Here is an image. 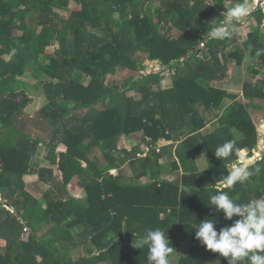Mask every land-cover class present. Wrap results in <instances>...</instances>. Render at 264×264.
Returning a JSON list of instances; mask_svg holds the SVG:
<instances>
[{"label": "trees", "instance_id": "obj_1", "mask_svg": "<svg viewBox=\"0 0 264 264\" xmlns=\"http://www.w3.org/2000/svg\"><path fill=\"white\" fill-rule=\"evenodd\" d=\"M71 1L0 0V264H148L147 248L132 243L155 227L176 251L188 246L177 261L174 251L172 264H227L195 239L192 227L206 217H215L217 228L231 224L208 205L210 194L229 191L243 202L264 197V153L260 172L231 190L223 176L236 158L213 153L235 137L251 155L258 148L253 115L264 110V9L251 12L247 19L257 27L237 46L236 30L230 39L203 40L233 0H74L81 8L66 20L57 10ZM248 56L255 65L240 100L222 82L229 64L242 66ZM146 60L173 71L170 87L161 72L145 73ZM28 66L47 97L39 115L52 126L48 140L27 131L32 97L21 77ZM118 68L133 72L122 88L111 80ZM84 107L81 119L75 111ZM205 113L218 119L208 134L212 120ZM137 134L151 146L146 157L138 155L139 145L119 148L122 136ZM93 148L105 165L90 157ZM203 153L208 168L202 171ZM166 166L173 179L165 177ZM124 168L134 177L130 183L121 181ZM33 174L50 186L46 206L22 186ZM74 178L85 200L70 193ZM64 251H78V258Z\"/></svg>", "mask_w": 264, "mask_h": 264}, {"label": "clouds", "instance_id": "obj_2", "mask_svg": "<svg viewBox=\"0 0 264 264\" xmlns=\"http://www.w3.org/2000/svg\"><path fill=\"white\" fill-rule=\"evenodd\" d=\"M252 10V0H233L227 8L223 4L220 14L222 22L207 27V35L203 40L230 39L236 27L250 16ZM241 139L235 137L225 140L213 152L216 158L222 160L232 156L236 158L223 176L224 188L229 190L238 183L244 184L261 170L259 158L238 146ZM208 205L213 206L212 210L216 213L223 212L224 219L231 221V224L217 228L216 218L206 217L192 227L196 230L195 239L206 250L225 258L227 264H242L244 260L249 264H264V197L250 198L243 202L231 196L229 191L220 190L210 194ZM132 246L141 250L147 248L148 264H172L171 257L176 251L165 230L160 227L149 228L143 235L136 236Z\"/></svg>", "mask_w": 264, "mask_h": 264}, {"label": "rangeland", "instance_id": "obj_3", "mask_svg": "<svg viewBox=\"0 0 264 264\" xmlns=\"http://www.w3.org/2000/svg\"><path fill=\"white\" fill-rule=\"evenodd\" d=\"M252 2L255 3V0H252ZM262 1L259 3V5H262ZM231 5L230 2L227 3V7ZM81 8V6L79 4H77L74 0H72L69 4V6L67 8H64L62 10H57L59 12V14L64 17L66 20L70 17L71 13L79 10ZM264 22V20H263ZM257 22L254 19H246L245 21H243L242 23H240L237 27H236V32H237V36L240 37V39L238 40L239 45L240 46L241 42L246 40L248 33L251 32L255 27H257ZM264 25V24H263ZM63 23L62 21H58L57 22V27H62ZM203 47V44H202ZM232 49L231 51H233V46H231ZM55 49V46H50L47 48V52L48 53H53ZM225 53V50H224ZM224 58V57H223ZM222 58V59H223ZM148 65V69L145 71L146 74H149L150 76H153L155 73L157 72H161V74L163 75L164 81H163V86L166 88L167 86H170L172 84L171 81V74L173 73V71H169V70H164V67L159 63V62H155V61H150V60H146L145 62ZM234 65H236L235 63H233ZM255 65V60L254 58H251L250 56H248L242 66H236L234 68V71L231 73L232 76H237L238 77V81H237V87H235V83H226L225 86L227 89H229L231 92L236 93L235 89L241 88L239 87V84L241 83L242 85L244 84L245 81H249L251 79L250 76H248V69L252 66ZM133 74L132 71H127L126 69L123 68H118L117 73L115 75H113L111 77V80L116 82L121 88L124 85V82L126 81V78H128L129 76H131ZM263 76L260 74L257 77H253V82H258L257 80L262 79ZM22 80L24 81V86H27V92L28 94L32 97V102L31 104L26 108V113L28 114L29 117H27V119L29 120V124L27 127V131L34 134V135H38L41 136L45 139H49L50 135H51V130H52V126L50 125L49 121L41 119L40 115H39V110L40 108H42L46 103H47V97L46 94L44 92V90L42 89V87L38 84V82L40 81H36V79L33 77L32 75V68L31 66L27 67V71L24 75H22L21 77ZM42 79V78H41ZM230 77H226L224 79L225 82H229ZM242 89V88H241ZM233 93V94H234ZM241 94L243 93H238L236 96H241ZM241 100V99H240ZM264 105V101L262 100V103ZM262 106V105H261ZM260 106V107H261ZM88 107H84L81 110H76L75 113L79 118H83L86 113L88 112ZM257 113V112H256ZM253 115V119L257 125L258 128V132H259V145L257 150L255 151L253 156H257L258 157V152H263L264 151V110L258 112L257 114ZM207 116L209 115L211 117V114L205 113ZM215 114V112H214ZM211 122L209 123V125L204 129V132L206 134L212 132L215 128V124L218 123V119L217 117H215L214 115L211 117ZM48 128V129H47ZM125 137H130L131 140L130 142L132 143V147L139 145L141 146L142 150L144 148V142L142 141V136L141 134H137V135H132V136H127L125 135L123 137V139H125ZM122 139V140H123ZM121 143L122 145L125 144V141H122ZM162 143V142H161ZM159 143V144H161ZM163 144V143H162ZM120 146V145H119ZM64 146H60L59 150H64ZM261 149V150H260ZM90 157L92 158H97L99 164L101 165H105L106 161L102 155V152L100 150H98V148H93L92 152L90 154ZM200 164H202L201 166V170H206L207 166L206 164L208 163L207 161V154L203 153L200 154ZM43 166H48L49 162H43L42 164ZM231 167V166H230ZM125 173L128 174L126 179H130L132 176L130 173V169L129 168H124ZM166 174L165 177H167L168 179H173L174 178V173L171 171L172 169L169 168V166H166ZM54 171H55V175L57 177H59L61 179V172L58 170L57 166H54ZM115 176H117L118 172L116 169H113V173ZM27 176V175H26ZM24 176L23 180H22V186L30 193H32L34 196H36L40 202L41 205L46 206V194L50 188V186L46 183H43L39 180L38 174H35L33 176ZM125 176V175H124ZM123 177V176H121ZM142 181H150L149 177L143 178ZM81 184V185H80ZM79 187L82 188V183L80 181ZM70 187V193L72 195H75L77 198H80L81 200H85V196H86V192L85 190L82 189H78L76 187H72L69 184ZM1 199V198H0ZM79 227H76L74 229L75 233H77L79 231ZM30 233V231L28 229L24 230V232L22 233V239L23 240H27L28 238V234ZM4 241L0 242V245L3 246ZM188 248L187 245H183L181 246V248L178 249V251H176L174 253L173 259L174 261H177L178 257L184 253V251ZM79 252L78 251H74L72 253L68 252V251H64V256L66 258H70V257H75L78 258Z\"/></svg>", "mask_w": 264, "mask_h": 264}, {"label": "crops", "instance_id": "obj_4", "mask_svg": "<svg viewBox=\"0 0 264 264\" xmlns=\"http://www.w3.org/2000/svg\"><path fill=\"white\" fill-rule=\"evenodd\" d=\"M237 65H234L233 63H231V64H229V72L227 73V76L226 77H230V80H229V82H225L224 80H223V82H222V84H223V87L228 91V92H230V93H234V92H231L229 89H227L226 88V86H225V84L226 83H235V87H237V81H238V77L237 76H232V72L234 71V68L236 67ZM171 86V85H170ZM170 86H167L166 88H168V87H170ZM239 87H241L242 88V84L240 83L239 84ZM241 88H238V89H235L236 90V93H234V94H238V93H243V89H241ZM243 96H244V94H241V96H238V99H242L243 98ZM260 111H263V110H261V109H258V112H260ZM257 112V113H258ZM256 113V114H257ZM125 136V135H124ZM124 136H122V138H121V140L123 139V137ZM121 140H120V143H119V148H128V149H131L132 148V143L130 142V140H131V138L130 137H125V139H123L122 141H125L126 143L125 144H123L122 145V143H121ZM147 143H145L144 142V145H146ZM62 146H64V145H62ZM134 147V146H133ZM60 148V147H59ZM64 150H59V151H65L66 150V146H64ZM261 150V149H260ZM263 153H264V151H263ZM200 157V156H199ZM198 157V165H199V168L200 169H202L201 168V166H202V164H200V158ZM206 166H207V168H208V163L206 164ZM33 175H35V174H33ZM33 175H27V176H33ZM26 176V177H27ZM117 176H118V174H117ZM121 178V181L122 182H124V183H130V182H132L133 181V179H134V177H131L130 179H126V178H129V177H127V175H125V176H123V177H120ZM79 184H80V180L78 179V178H74L72 181H71V183H70V185L74 188V187H76V188H78V189H82V190H84L83 189V187L82 188H80L79 187ZM81 185V184H80ZM70 187V186H69ZM75 196V195H74ZM1 241H4V240H0V242ZM5 243V242H4ZM4 245V244H3ZM2 246V245H1Z\"/></svg>", "mask_w": 264, "mask_h": 264}, {"label": "built area", "instance_id": "obj_5", "mask_svg": "<svg viewBox=\"0 0 264 264\" xmlns=\"http://www.w3.org/2000/svg\"><path fill=\"white\" fill-rule=\"evenodd\" d=\"M261 1H262L263 3H262V5H260V7H262V8L264 9V0H255V4L257 5V4H259ZM263 24H264V22H263ZM150 149H151V146L148 145V144H146V145H144V148H143L142 152L139 153L138 155H139L140 157H146V156H148V153H149ZM262 154H263V152H258V158H259V159L262 158ZM111 173H113V170H111Z\"/></svg>", "mask_w": 264, "mask_h": 264}, {"label": "water", "instance_id": "obj_6", "mask_svg": "<svg viewBox=\"0 0 264 264\" xmlns=\"http://www.w3.org/2000/svg\"><path fill=\"white\" fill-rule=\"evenodd\" d=\"M252 4H253V10L257 9L258 7H260L259 4L256 5L254 2H252ZM263 29H264V25H263ZM0 130H1V128H0ZM3 163H4V158H3L2 154H1V149H0V165L2 166ZM7 208H10V207L7 206Z\"/></svg>", "mask_w": 264, "mask_h": 264}]
</instances>
